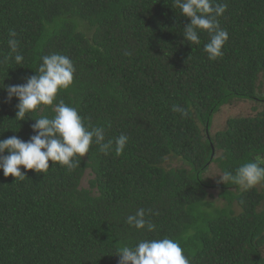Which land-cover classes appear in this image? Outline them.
Segmentation results:
<instances>
[{
  "label": "trees",
  "instance_id": "1",
  "mask_svg": "<svg viewBox=\"0 0 264 264\" xmlns=\"http://www.w3.org/2000/svg\"><path fill=\"white\" fill-rule=\"evenodd\" d=\"M216 2L227 4L218 19L229 38L223 56L209 60L208 33L199 45L184 40L190 20L174 0H0V61L9 30L24 57L0 62V139L27 141L35 119L54 115L41 105L18 120L7 86L26 83L42 56L60 53L76 71L54 104L77 108L113 141L107 155L93 143L71 171L52 161L45 173L21 165L20 180L0 169V264H118L121 246L164 237L191 264H264V182L243 190L209 177L211 166L218 175L264 166V109L209 132L229 102L264 101V0ZM121 133L129 141L117 155ZM141 208L154 231L126 223Z\"/></svg>",
  "mask_w": 264,
  "mask_h": 264
},
{
  "label": "clouds",
  "instance_id": "2",
  "mask_svg": "<svg viewBox=\"0 0 264 264\" xmlns=\"http://www.w3.org/2000/svg\"><path fill=\"white\" fill-rule=\"evenodd\" d=\"M174 6L190 20L183 27L184 40L199 45V33L206 31L209 40L204 44V51L209 60L223 56L222 48L229 37L218 18L226 11L227 4L216 0H174ZM15 37L16 32L9 30L10 51L0 62L14 60L17 65L23 62L24 57L18 51L19 41ZM75 71L74 63L68 56L52 53L41 57L37 72L29 76L26 83L7 86L8 98L15 96L19 100L16 105L18 120L41 105L53 106L54 115H41L35 119L31 125L35 134L27 141L17 136L0 139V169L4 176L11 174L15 179H25L26 174L19 167L21 165L25 170L45 173L49 169V161L58 162L71 171L80 164L81 159L76 157L85 156L93 143L99 145L100 151L106 155L112 149L113 141L105 142L104 127L85 124L78 109L63 100L54 104L58 91L72 85ZM171 110L182 117L188 115L187 109L177 104H173ZM128 141L129 137L123 133L115 139L114 151L117 155L123 152ZM219 182L248 190L264 182V166L257 162L244 163L234 173L225 171L219 175ZM126 223L137 230L146 228L151 232L156 228L155 224L145 219L143 208L127 216ZM116 255L119 256L118 264H191L180 244L168 237L141 240L133 247L121 246Z\"/></svg>",
  "mask_w": 264,
  "mask_h": 264
},
{
  "label": "rangeland",
  "instance_id": "3",
  "mask_svg": "<svg viewBox=\"0 0 264 264\" xmlns=\"http://www.w3.org/2000/svg\"><path fill=\"white\" fill-rule=\"evenodd\" d=\"M264 109V101H252V100H233L228 104L222 106L213 116L211 128L209 132L214 134V132L225 128V123L227 118L236 117V116H243V115H252L255 111H262ZM172 164H175L174 162ZM211 172L209 173V177L212 179V183L214 184L215 181L219 178L218 171L216 168H210ZM91 178L89 175V171L83 175L81 180V186L87 187L88 180ZM210 193L217 194L218 191L216 188H213L209 191ZM213 200L214 198H210ZM264 207V201L260 208ZM264 254V248L263 252Z\"/></svg>",
  "mask_w": 264,
  "mask_h": 264
}]
</instances>
